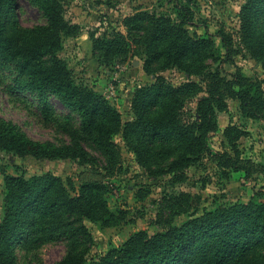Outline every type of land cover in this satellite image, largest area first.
<instances>
[{
  "label": "rangeland",
  "instance_id": "obj_1",
  "mask_svg": "<svg viewBox=\"0 0 264 264\" xmlns=\"http://www.w3.org/2000/svg\"><path fill=\"white\" fill-rule=\"evenodd\" d=\"M249 1L59 0L65 23L58 56L66 62L78 85L101 95L121 115V131L112 136L107 147L96 141V133L83 124L77 110L65 106L52 91L38 88L20 65L0 59V115L34 139L59 146L80 141L85 148L83 157L53 160L0 149V226L7 177L51 173L61 178L67 188L72 181L76 193L86 181H100L106 186L108 209L116 216L126 212L125 219L110 226L69 213L61 217L68 224L59 230H53L51 223L40 224L34 230L32 223L27 224L24 234L14 243L16 264H56L69 255H81L90 262L122 246L137 232L156 235L221 206L264 202V111L260 118L245 117L240 101L229 96L225 85L215 103L218 129L207 138L209 150L195 156L191 166L170 171L171 162L185 151L182 141L175 138L154 144L148 166L161 169V174L140 163L130 146L144 134V127L137 125L134 98L141 88L158 80L164 79L174 87L197 83L195 90L190 88L189 93L181 94L183 106L179 111L186 126L197 120L198 103L209 95L210 72H218L229 81L239 73L261 81L264 98V8L252 17L247 14L251 19L246 21L242 9ZM16 6L18 18L8 16L6 39L32 37L37 27L48 22L36 0H17ZM141 12L170 19L173 25L185 23L180 35L202 39L210 49L194 55L193 61L184 60L191 63L186 68L173 65L162 69L160 61L154 60L148 71L146 48L132 39L155 29L142 19L129 36L126 22ZM220 31L230 35L231 54ZM117 32L125 35V42L115 39ZM226 129H230L228 136ZM243 165L251 174L240 168ZM55 213L51 207L36 206L26 211V218L35 223L41 216L49 219Z\"/></svg>",
  "mask_w": 264,
  "mask_h": 264
},
{
  "label": "trees",
  "instance_id": "obj_2",
  "mask_svg": "<svg viewBox=\"0 0 264 264\" xmlns=\"http://www.w3.org/2000/svg\"><path fill=\"white\" fill-rule=\"evenodd\" d=\"M36 1L47 15L48 22L37 27L34 36H19L20 39L11 41L4 34L8 27V16L18 18L17 0H0V59L20 65L38 88L52 91L65 106L77 110L83 124L96 133V141L107 147L112 136L121 131V115L101 95L89 87L78 85L66 62L58 56L61 31L65 23L59 0ZM262 8L264 0H250L242 9V14L246 21H250L249 17ZM142 19H146L155 31L134 35L132 41L145 46L147 70L150 72L154 60L160 61L162 69L173 65L186 68L191 63H185L184 60L191 58L193 61L194 55L198 56V53L210 49L202 39L193 40L180 35L185 31V23L173 25L170 19L155 17L146 12L126 19L129 36L133 26ZM187 20L188 18L184 22ZM176 29L178 33L174 35L173 31ZM219 35L231 54L230 35H226L224 31H220ZM114 37L124 42L126 40L125 35L120 32ZM164 39L170 41L163 43ZM201 55L203 53L199 56ZM208 76L211 79L209 95L199 101L197 120L189 126L183 124L179 111L183 106L181 94L189 93L190 88L195 90L197 83L189 82L174 87L161 79L137 92L133 109L137 125L144 127V134L137 137L134 145L130 146L139 162L151 172L162 173L161 169L156 171L151 165L148 166L156 141L163 143L175 138L182 141L185 147L184 154L171 162L170 171H181L191 166L196 160L195 156L199 157L209 150L207 138L210 132L218 129L215 103L219 101L217 95L221 86H227L229 96L240 101L245 117L263 116L261 81H253L240 73L233 81L227 80L218 72H210ZM229 131L230 129L225 131L227 136ZM0 149L44 160L83 157L85 154L80 141H75L73 145L59 146L37 140L1 115ZM240 168L247 175L251 174L248 167L243 165ZM6 187L4 219L0 226V264H16L13 256L14 243L24 234L27 224L31 226L32 223L34 230L40 224L51 223L54 225L53 230H59L68 224L61 219L67 213L87 216L107 226L116 225L126 217V212L116 216L108 209L106 186L100 181H86L76 193L72 181L67 188L61 178L46 173L30 178L7 177ZM70 190L76 193L75 196ZM36 206L41 209L51 207L56 213L49 219L41 216L35 223L32 219L28 221L26 211ZM45 215H50V212H45ZM68 230L73 232L71 228ZM177 260H182L183 264H264V202L252 200L221 206L190 219L182 226H172L156 235H150L146 231L137 232L122 246L111 249L97 260L88 262L81 255H69L56 264H173Z\"/></svg>",
  "mask_w": 264,
  "mask_h": 264
}]
</instances>
